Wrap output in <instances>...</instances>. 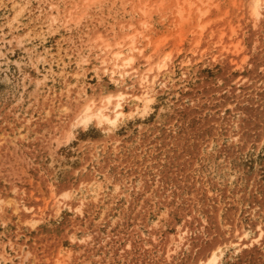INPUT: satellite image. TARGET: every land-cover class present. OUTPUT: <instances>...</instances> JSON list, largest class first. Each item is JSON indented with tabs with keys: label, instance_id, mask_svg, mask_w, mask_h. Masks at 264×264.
Returning <instances> with one entry per match:
<instances>
[{
	"label": "rangeland",
	"instance_id": "obj_1",
	"mask_svg": "<svg viewBox=\"0 0 264 264\" xmlns=\"http://www.w3.org/2000/svg\"><path fill=\"white\" fill-rule=\"evenodd\" d=\"M252 3L0 0V264H264Z\"/></svg>",
	"mask_w": 264,
	"mask_h": 264
},
{
	"label": "bare ground",
	"instance_id": "obj_2",
	"mask_svg": "<svg viewBox=\"0 0 264 264\" xmlns=\"http://www.w3.org/2000/svg\"><path fill=\"white\" fill-rule=\"evenodd\" d=\"M258 6H259V0H253L252 8H253L254 13H258V9H257ZM122 57H123V54L120 52L115 51L112 53V59H113L115 67L119 68L122 66V65H119L118 63H116ZM165 59L166 58L162 59L157 64L158 71L163 69L166 66V60ZM128 60L130 61L131 58L129 57ZM145 76H142L140 79L142 83L146 81ZM123 97H124L123 94L116 95V101H115V103H112L111 102L112 96L109 95L105 98V100H104L105 102L96 108H93V106H91V104H86L81 109L80 113L77 116L78 121L81 123H84V124H87L92 119H95L97 121V123H103V122L112 123V122L116 121L119 117L124 115L123 102L121 101L123 99ZM138 99L139 98L136 97L133 100L136 101ZM132 106H133V104H132ZM135 107L137 108L138 106L135 105ZM110 110L113 112V116H110V114L108 112ZM244 235L246 236V234H244ZM222 255H223V250L221 248H216V249L214 248V250H212V252L208 256V258L205 261L200 262L199 264H216L219 261V259L222 257Z\"/></svg>",
	"mask_w": 264,
	"mask_h": 264
}]
</instances>
